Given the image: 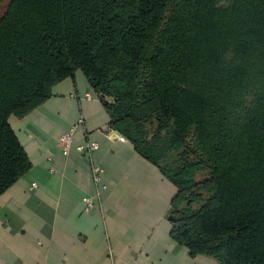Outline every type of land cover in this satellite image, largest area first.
I'll use <instances>...</instances> for the list:
<instances>
[{
    "label": "trees",
    "instance_id": "obj_1",
    "mask_svg": "<svg viewBox=\"0 0 264 264\" xmlns=\"http://www.w3.org/2000/svg\"><path fill=\"white\" fill-rule=\"evenodd\" d=\"M77 71L176 188L171 238L264 264V0H0V196L32 167L11 117Z\"/></svg>",
    "mask_w": 264,
    "mask_h": 264
},
{
    "label": "crops",
    "instance_id": "obj_2",
    "mask_svg": "<svg viewBox=\"0 0 264 264\" xmlns=\"http://www.w3.org/2000/svg\"><path fill=\"white\" fill-rule=\"evenodd\" d=\"M109 123L81 71L11 117L32 167L0 196V264H219L171 238L176 188ZM74 127L64 153L60 138ZM89 143L97 150H79ZM94 166L104 170L99 185Z\"/></svg>",
    "mask_w": 264,
    "mask_h": 264
},
{
    "label": "built area",
    "instance_id": "obj_3",
    "mask_svg": "<svg viewBox=\"0 0 264 264\" xmlns=\"http://www.w3.org/2000/svg\"><path fill=\"white\" fill-rule=\"evenodd\" d=\"M76 128L77 127L72 128V130L70 132L64 134L60 138V144H61V147H62L64 153H67L72 146L73 134H74ZM97 148H98L97 144L89 143L85 147H81L79 150L82 152L91 153V152L97 150ZM92 173H93V180H94L95 184L99 185L101 183L102 175L104 173L103 168H101L100 166H94ZM103 188H104V186H103ZM97 195H99V192ZM94 198L95 197H91V196L84 198V203H85V207H86L87 211L92 210L94 208V206H95Z\"/></svg>",
    "mask_w": 264,
    "mask_h": 264
},
{
    "label": "rangeland",
    "instance_id": "obj_4",
    "mask_svg": "<svg viewBox=\"0 0 264 264\" xmlns=\"http://www.w3.org/2000/svg\"><path fill=\"white\" fill-rule=\"evenodd\" d=\"M7 2L9 1V0H6ZM174 160V155L173 156H169L167 159H166V162L167 163H170V162H172Z\"/></svg>",
    "mask_w": 264,
    "mask_h": 264
},
{
    "label": "water",
    "instance_id": "obj_5",
    "mask_svg": "<svg viewBox=\"0 0 264 264\" xmlns=\"http://www.w3.org/2000/svg\"><path fill=\"white\" fill-rule=\"evenodd\" d=\"M117 134H119L118 132H116ZM171 220H172V218H171Z\"/></svg>",
    "mask_w": 264,
    "mask_h": 264
}]
</instances>
